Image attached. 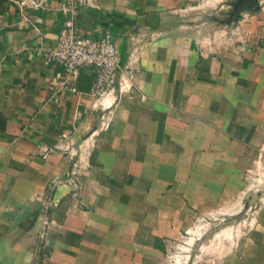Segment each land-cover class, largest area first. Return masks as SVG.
I'll return each instance as SVG.
<instances>
[{
  "label": "crops",
  "instance_id": "crops-1",
  "mask_svg": "<svg viewBox=\"0 0 264 264\" xmlns=\"http://www.w3.org/2000/svg\"><path fill=\"white\" fill-rule=\"evenodd\" d=\"M263 1L225 44L181 19L203 5L214 14L215 0L77 7L79 32L117 47L116 79L132 71L103 130L92 69H77L71 91L43 62L63 0H0V264H167L199 216L239 208L247 171L264 165ZM65 143L85 147L77 188L64 180ZM253 207L235 246L207 264H264V202Z\"/></svg>",
  "mask_w": 264,
  "mask_h": 264
},
{
  "label": "built area",
  "instance_id": "built-area-1",
  "mask_svg": "<svg viewBox=\"0 0 264 264\" xmlns=\"http://www.w3.org/2000/svg\"><path fill=\"white\" fill-rule=\"evenodd\" d=\"M92 5L90 0H63L60 4V11L66 16L61 30L56 35L54 45L43 53V62L55 63L62 67L64 77L69 84L68 88L74 91L71 79L79 67H89L94 72V79L90 90L95 101L99 102L101 115L99 127L106 129L109 123V116L104 111L108 109L114 101L131 88L130 80L132 71L123 72V76L116 79V73L123 68L121 57L115 44L110 40L109 35L93 39L79 32L74 23L76 9L79 6ZM134 59L131 54L127 57L126 64L130 65ZM64 81H62L63 83ZM70 162V168L65 173L64 180L77 188L76 171L79 168L81 155L85 147L78 144L65 143L63 148ZM49 152L48 148H43L39 157L44 159ZM261 168L258 162L255 166ZM247 172H250L248 170ZM259 172V171H258ZM60 179L55 180L58 182ZM56 203L52 202V206Z\"/></svg>",
  "mask_w": 264,
  "mask_h": 264
},
{
  "label": "rangeland",
  "instance_id": "rangeland-1",
  "mask_svg": "<svg viewBox=\"0 0 264 264\" xmlns=\"http://www.w3.org/2000/svg\"><path fill=\"white\" fill-rule=\"evenodd\" d=\"M225 1L215 0L216 3H222V7L214 14H208L207 5H203L198 10H185L181 19L192 29L193 24L202 23L203 27L198 32L199 36L222 44L229 43L236 33L230 30L233 26L220 22L227 16L226 11L230 9ZM200 9H203V12L199 14ZM258 165L261 167L259 170L253 167L250 172H247L248 180L245 183L246 192L257 197V200L248 196L246 200H243L241 192L235 199V201L240 200L241 206L224 211L229 214H222V209H219L216 210L218 215L199 216L192 226H197V230L193 231L198 235L189 231L182 233L179 240L170 246L167 264H207L235 246L236 238L240 237L254 220L253 206L256 207L260 200L264 202V165L261 162Z\"/></svg>",
  "mask_w": 264,
  "mask_h": 264
},
{
  "label": "water",
  "instance_id": "water-1",
  "mask_svg": "<svg viewBox=\"0 0 264 264\" xmlns=\"http://www.w3.org/2000/svg\"><path fill=\"white\" fill-rule=\"evenodd\" d=\"M225 3L230 7V9L226 11L227 17L222 21V23L229 26L236 25L238 19L241 17V13L244 11L254 13L260 9L258 0H226ZM247 196L255 201L257 200V197L245 192L244 197Z\"/></svg>",
  "mask_w": 264,
  "mask_h": 264
},
{
  "label": "flooded vegetation",
  "instance_id": "flooded-vegetation-1",
  "mask_svg": "<svg viewBox=\"0 0 264 264\" xmlns=\"http://www.w3.org/2000/svg\"><path fill=\"white\" fill-rule=\"evenodd\" d=\"M226 17H227V16H226ZM226 17H225L223 20H225V19H226ZM223 20H222V21H223ZM222 21L220 20V22H222Z\"/></svg>",
  "mask_w": 264,
  "mask_h": 264
}]
</instances>
